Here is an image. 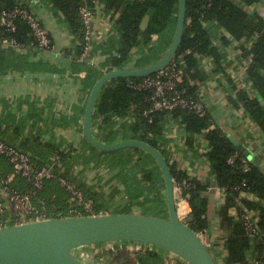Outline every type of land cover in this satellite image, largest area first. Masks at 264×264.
Here are the masks:
<instances>
[{
	"label": "crops",
	"instance_id": "0c3cea01",
	"mask_svg": "<svg viewBox=\"0 0 264 264\" xmlns=\"http://www.w3.org/2000/svg\"><path fill=\"white\" fill-rule=\"evenodd\" d=\"M13 1L24 4L40 17L54 49L43 50L24 42L0 45V136L22 145L37 163L48 166L54 148H62L65 157L53 164L52 169L78 182L105 213L167 217L164 180L154 162L143 164L144 154L132 150L98 153L82 134L84 111L93 85L108 70L117 69L113 60L117 55L119 32L115 20L119 13L108 10L103 0L96 3L92 46L85 59L81 54L75 57L80 40L63 14L52 8L51 0ZM147 19L142 20V29ZM170 43L168 37L151 35L128 53L124 67L146 65L138 63L154 48L162 57ZM237 47V43L218 39L213 54L200 60L206 77L196 82L194 93L203 100L206 112L215 120L213 124L235 136L251 153L250 162L264 174V126L236 98L239 90L256 95L246 72L249 60H243ZM97 73L100 77L90 85V77ZM134 118L132 112L126 120L114 118L109 128L101 118H94L92 132L104 142L133 138L128 125ZM182 120V116L169 114L162 119L160 144L167 161L202 182L215 180L203 151L208 140L202 133L189 131ZM149 170L154 174L151 180L146 177ZM10 172V164L0 157V179ZM56 189L59 198H65L64 190ZM221 201L213 196L212 227L207 230L218 236L226 231L217 211ZM120 243L133 257H139L137 264L172 263L171 256L155 247ZM253 259L249 253L248 262Z\"/></svg>",
	"mask_w": 264,
	"mask_h": 264
},
{
	"label": "trees",
	"instance_id": "16d2710c",
	"mask_svg": "<svg viewBox=\"0 0 264 264\" xmlns=\"http://www.w3.org/2000/svg\"><path fill=\"white\" fill-rule=\"evenodd\" d=\"M103 1L108 10L119 13L115 20L119 39L113 66L123 68L128 53L153 34L168 37L172 40L177 22L179 0ZM240 1L241 4L237 5L230 0H186L185 26L173 61L181 60L184 70L181 86L186 87L190 93L195 95L196 82L203 81L206 77L200 66V60L213 54L215 44L212 37L217 30L221 32L219 40L223 43H228L230 38L239 41L251 36L256 37L255 42L251 46H240L243 60H249L246 72L256 95L250 96L247 91L239 90L236 98L249 109L254 119L261 126H264V103H262L264 101V4L261 8L255 10L254 13L248 14L243 9V6L256 4L260 0ZM81 2L82 0H51L52 8L63 14L71 31L77 34L76 36L80 40L79 50L75 57H79L83 52V34L78 13V7ZM18 4L25 6L13 0H0V8L2 9H12ZM145 17H148L147 24L142 29L141 22ZM15 23L17 26L16 31L13 33L5 31L4 34L14 37L19 42L30 43L32 37L30 36L28 25L20 19L16 20ZM160 57L161 54L156 48L151 49L149 55L138 65L148 64L158 60ZM85 59L87 58L85 57ZM216 62L219 65L218 59ZM218 69H221L220 66H218ZM100 75L97 73L90 77V85ZM140 78L142 77L109 80L100 90L93 119L101 118L102 123L109 128L114 118L126 120L131 116V112L134 113L135 118L128 125L132 137L159 149L166 160V154L160 144L163 130L161 122L165 116L168 114L182 116V121L189 131L204 134V138L209 142V149L204 153V156L213 169L217 186L225 188L227 191V195L222 198L221 204L217 208L220 224L227 231L225 241L226 257L222 264H248L249 253L253 254L254 259L262 258L264 239H259L252 243L242 222L231 215L230 209L237 206L235 196L238 191L234 189L237 186L249 188L264 202V174L250 161H248L247 171L242 169L239 158H236L233 163H228V159L232 154L237 152L239 157H243V155L232 145L228 138V133L216 126V124L215 128H210L212 122L215 123V120L206 111L203 114L181 108L171 111H156L152 113V120L149 121L142 114L143 110L149 106L147 101L148 93L134 90L127 84L129 79L138 80ZM8 142L18 146L22 152L26 153L36 168L46 166L37 163L36 159L22 145L19 146L16 143ZM93 150L101 154H111L118 151L104 152L95 147H93ZM124 150L143 153L145 158L142 163L154 162L159 169L153 156L143 149L129 147L119 151ZM54 154L61 156L60 162L65 157V151L62 148H54L51 157ZM168 164L175 183L186 180L184 191L189 193L188 201L191 207L187 224L197 234L202 236L212 227L213 195L208 193L209 186L196 177H190L185 171L179 170L175 164L169 162ZM160 174L162 173L160 172ZM153 175V171L150 170L146 173V177L149 180H151ZM14 186L20 190L26 189V183L23 181H21V184L14 182ZM58 187L61 189L55 179L48 180L42 190L38 192V196L45 200L49 210L53 212L55 217L68 215V207L66 205L68 195L64 191L66 193L65 198L60 199V195L55 192ZM83 191L92 197L91 193L86 190ZM205 193H208V195ZM243 202L249 209L255 206L261 207L258 225L264 227V208H262V205L247 200H243ZM52 204L60 208H51ZM100 209L97 206V210ZM6 217H9L8 214H6ZM111 260L113 264H137L139 257H133L125 248H118L117 254ZM172 261L171 264H183L180 260Z\"/></svg>",
	"mask_w": 264,
	"mask_h": 264
},
{
	"label": "built area",
	"instance_id": "2783aa9c",
	"mask_svg": "<svg viewBox=\"0 0 264 264\" xmlns=\"http://www.w3.org/2000/svg\"><path fill=\"white\" fill-rule=\"evenodd\" d=\"M99 1L100 0H82L78 7L79 18L81 20V32L83 34L82 57L84 58L92 46V24L95 5ZM263 4L264 0H260L253 5H244L243 9L248 14H252L255 10L261 8ZM18 19L28 25L30 36L32 37V41L30 42L32 46L43 50L54 49L52 39L44 28L40 17L28 7L20 4L12 9L0 8V45L22 44V42L17 41L14 37L6 36L4 34L5 31L11 33L16 31L17 26L15 22ZM220 37L221 32L220 30H217L212 37L215 45H217V41ZM255 40L256 37L254 36L239 41L230 38V42L237 43L238 52L240 54L242 53L241 45L249 47L255 42ZM89 63L92 64V61L89 60ZM246 66H248V64ZM183 76L184 70L181 65V60H172L166 66L152 74L146 75L138 80L129 79L127 84L134 90L146 91L148 93L147 101L149 106L143 110L142 114L147 117L149 121L152 120L151 115L153 112L171 111L176 108L203 114L206 111L203 100L190 93L186 87L181 86ZM215 127V124L212 122L210 128ZM207 146V148H209V142ZM204 148L203 151L206 152ZM0 157L5 158L11 165V172L0 181V227L54 218L55 216L53 212L49 210L45 200L38 196V192L42 190L45 182L53 179L58 182V185L68 195L66 199L68 215L66 216L105 214L104 211L97 210L95 200L82 190L78 182L63 175H59L52 169L53 164L60 162V155L56 154L52 156L49 159V166L46 165L36 168L28 155L22 152L18 146L13 145L0 137ZM236 158L240 159L242 169L247 171L248 160L244 156L239 157L237 152L229 157L228 163L235 162ZM16 180L25 182L26 189L20 190L16 188L14 186ZM185 184L186 180L177 183L174 182V196L176 201V211L179 218L187 221L191 212V207L188 201L189 193L184 191ZM234 189L238 191V194L235 196L237 206L230 209L231 215L242 222L252 243H255V241H258L259 239L263 240L264 227L258 225L261 216V207L255 206L249 209L243 202V200H247L257 202L263 206L264 203L262 199L258 198L257 195L247 187L242 188L241 186H237ZM217 190L220 192L221 199L227 195L225 188L218 187ZM51 208L59 209L60 207L52 204ZM181 210H183L182 214ZM6 214H8L9 217H6ZM200 237L209 248L216 263L222 264L226 257L225 241L227 238V231H223L222 236L206 232ZM119 244L120 242L115 245ZM140 245L143 247H150L145 244ZM84 248L87 247L77 248L79 250L77 254L80 255V252L83 251ZM110 248L115 251L113 247L110 246ZM119 248H125L129 251L122 245H120ZM77 249L74 250V253ZM131 251H133V249ZM80 257L83 259V256L80 255ZM171 258L172 260H180L178 258ZM180 262L187 264L182 260H180ZM248 264H264V252L262 258L253 259L248 262Z\"/></svg>",
	"mask_w": 264,
	"mask_h": 264
},
{
	"label": "water",
	"instance_id": "95a60500",
	"mask_svg": "<svg viewBox=\"0 0 264 264\" xmlns=\"http://www.w3.org/2000/svg\"><path fill=\"white\" fill-rule=\"evenodd\" d=\"M230 1L237 5L241 3L240 0ZM185 21L186 0H179L175 32L163 56L144 66L111 69L104 73L89 93L82 125L85 139L101 151L112 152L138 147L153 156L164 180L167 217L105 213L61 216L0 227V264H87L74 253L75 249L119 242L152 246L187 264H217L199 234L177 214L174 179L162 152L134 138L104 142L97 139L92 132L95 106L101 88L109 80L143 77L170 63L180 45ZM228 138L248 161L252 160L249 150L235 136L229 134ZM207 184L209 193L220 199L216 180L208 181Z\"/></svg>",
	"mask_w": 264,
	"mask_h": 264
},
{
	"label": "rangeland",
	"instance_id": "374dc122",
	"mask_svg": "<svg viewBox=\"0 0 264 264\" xmlns=\"http://www.w3.org/2000/svg\"><path fill=\"white\" fill-rule=\"evenodd\" d=\"M110 246L113 247L115 251H113ZM119 246L120 245H115L111 243H102L93 246H87V248H84V250L80 252V255L83 256V259L80 257L79 254H77L79 252L78 249V251L76 250L75 254L87 264H113L111 259L113 258V256H115V254H117Z\"/></svg>",
	"mask_w": 264,
	"mask_h": 264
},
{
	"label": "bare ground",
	"instance_id": "6f19581e",
	"mask_svg": "<svg viewBox=\"0 0 264 264\" xmlns=\"http://www.w3.org/2000/svg\"><path fill=\"white\" fill-rule=\"evenodd\" d=\"M183 213V210H181V214Z\"/></svg>",
	"mask_w": 264,
	"mask_h": 264
}]
</instances>
